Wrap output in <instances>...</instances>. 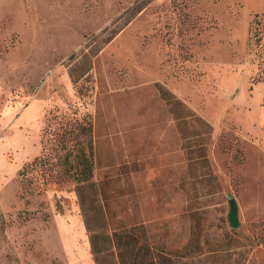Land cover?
<instances>
[{"label": "rangeland", "instance_id": "374dc122", "mask_svg": "<svg viewBox=\"0 0 264 264\" xmlns=\"http://www.w3.org/2000/svg\"><path fill=\"white\" fill-rule=\"evenodd\" d=\"M63 120L92 127L81 201L18 176ZM146 249L264 264V0H0V264Z\"/></svg>", "mask_w": 264, "mask_h": 264}, {"label": "trees", "instance_id": "16d2710c", "mask_svg": "<svg viewBox=\"0 0 264 264\" xmlns=\"http://www.w3.org/2000/svg\"><path fill=\"white\" fill-rule=\"evenodd\" d=\"M51 128L50 139L43 144V157L36 158L25 164L18 172L21 186L27 187L32 194H39L43 190V183L37 182V175L50 177L54 184L72 181L76 184L79 201L82 200L84 187H91L93 137L92 127L85 121H66L54 123ZM48 151V152H47ZM47 152V155L44 153ZM36 176V177H35ZM47 179V178H46ZM46 185V183H44ZM151 249H146L148 260L145 264H156ZM91 252L98 256L94 244L91 242ZM119 264H125L120 262Z\"/></svg>", "mask_w": 264, "mask_h": 264}, {"label": "water", "instance_id": "95a60500", "mask_svg": "<svg viewBox=\"0 0 264 264\" xmlns=\"http://www.w3.org/2000/svg\"><path fill=\"white\" fill-rule=\"evenodd\" d=\"M229 213H228V221L232 228H237L239 226L237 219V206L235 201L230 198L229 199Z\"/></svg>", "mask_w": 264, "mask_h": 264}]
</instances>
